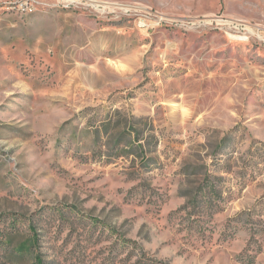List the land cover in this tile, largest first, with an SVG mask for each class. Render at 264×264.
Listing matches in <instances>:
<instances>
[{"label": "rangeland", "instance_id": "374dc122", "mask_svg": "<svg viewBox=\"0 0 264 264\" xmlns=\"http://www.w3.org/2000/svg\"><path fill=\"white\" fill-rule=\"evenodd\" d=\"M238 19L264 0H0V264H264Z\"/></svg>", "mask_w": 264, "mask_h": 264}, {"label": "built area", "instance_id": "2783aa9c", "mask_svg": "<svg viewBox=\"0 0 264 264\" xmlns=\"http://www.w3.org/2000/svg\"><path fill=\"white\" fill-rule=\"evenodd\" d=\"M231 19V18H230ZM239 22L237 25L238 27L242 28V30H246L249 34H252L251 36L255 37L261 44H264V25L260 24H251L247 21L242 20H236ZM235 20H229V22L236 23ZM243 22L244 26L241 25Z\"/></svg>", "mask_w": 264, "mask_h": 264}]
</instances>
